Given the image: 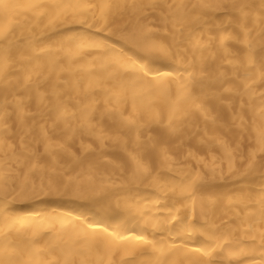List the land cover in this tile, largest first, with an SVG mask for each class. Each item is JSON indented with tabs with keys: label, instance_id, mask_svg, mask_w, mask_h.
Wrapping results in <instances>:
<instances>
[{
	"label": "bare ground",
	"instance_id": "bare-ground-1",
	"mask_svg": "<svg viewBox=\"0 0 264 264\" xmlns=\"http://www.w3.org/2000/svg\"><path fill=\"white\" fill-rule=\"evenodd\" d=\"M0 264H264V0H0Z\"/></svg>",
	"mask_w": 264,
	"mask_h": 264
}]
</instances>
